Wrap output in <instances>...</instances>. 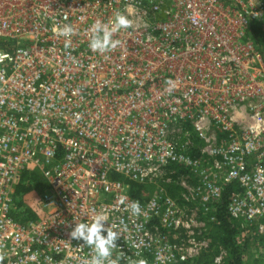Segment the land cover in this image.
Segmentation results:
<instances>
[{"label": "built area", "instance_id": "2783aa9c", "mask_svg": "<svg viewBox=\"0 0 264 264\" xmlns=\"http://www.w3.org/2000/svg\"><path fill=\"white\" fill-rule=\"evenodd\" d=\"M117 12L131 26L92 51L91 26ZM253 23L264 27V0H0L2 264H90L70 232L100 211L117 225L119 264H190L209 250L227 188L239 245L264 264V35L257 48ZM28 170L46 188L38 218L20 223L14 190ZM226 255L219 247L213 263Z\"/></svg>", "mask_w": 264, "mask_h": 264}, {"label": "trees", "instance_id": "16d2710c", "mask_svg": "<svg viewBox=\"0 0 264 264\" xmlns=\"http://www.w3.org/2000/svg\"><path fill=\"white\" fill-rule=\"evenodd\" d=\"M249 35L254 39L256 47L260 48L263 43L264 27L263 24L253 23ZM46 188V183L38 172L24 171L14 190V210L12 216L20 223L36 220L39 212L35 209L38 206L40 197ZM130 194L133 197L140 196V188L131 186ZM232 189L227 188L222 196V201L217 209L216 224L209 230L208 238L212 244L210 249L202 254L195 262L190 264H214L213 259L219 247L224 248L227 255L222 264H243L242 253L244 248L239 245L237 237L238 229L229 222L225 207L230 198Z\"/></svg>", "mask_w": 264, "mask_h": 264}, {"label": "clouds", "instance_id": "9594fccd", "mask_svg": "<svg viewBox=\"0 0 264 264\" xmlns=\"http://www.w3.org/2000/svg\"><path fill=\"white\" fill-rule=\"evenodd\" d=\"M131 26V20L124 14L117 12L114 14V19L109 24L97 20L91 26V39L89 47L94 52L104 53L117 47L119 41L113 39V34L119 30L127 29ZM74 30L70 25H63L58 28V34L64 37L73 35ZM171 91L172 89H167ZM127 197L122 196L120 202L123 203ZM133 216L141 214V206L139 201H131L126 206ZM109 216L106 212L100 211L95 213L90 220L87 218L75 222V226L70 232L73 239L83 241V244L89 246L93 251V256L90 264H119L120 256L112 259L113 251L117 248L115 241L119 237L118 231L115 229V223H108ZM105 222L108 226L105 227ZM126 231V227L123 229ZM103 233V234H102ZM3 257H0V264H2ZM134 264H147L144 258L137 259Z\"/></svg>", "mask_w": 264, "mask_h": 264}, {"label": "rangeland", "instance_id": "374dc122", "mask_svg": "<svg viewBox=\"0 0 264 264\" xmlns=\"http://www.w3.org/2000/svg\"><path fill=\"white\" fill-rule=\"evenodd\" d=\"M152 189L153 188H150V189H146L145 191L146 192H150V191H152ZM165 189L167 190V193L168 194H170L171 196H173L174 198H178L179 196H180V190L178 189V187L177 186H174V185H172V186H167V187H165ZM38 206H35V209H37V211H38V208H37ZM39 212V211H38ZM210 229H212V227L210 228ZM209 229V230H210ZM211 244H212V241H211V239H210V241H209V245L211 246ZM251 248L248 250V252H246V251H244L243 253H242V256H243V264H250V261L253 259V257H252V254H253V252H254V254L257 252V250H258V247L257 246H250ZM209 249H210V247H209ZM223 250H225L224 248H223ZM218 251V250H217ZM254 256V255H253ZM254 258H255V256H254ZM197 260V259H196ZM195 260V261H196ZM253 260H255V259H253ZM195 261H193V262H195Z\"/></svg>", "mask_w": 264, "mask_h": 264}]
</instances>
